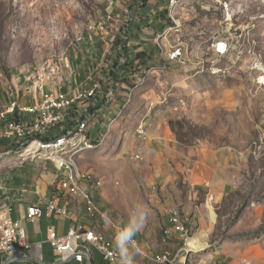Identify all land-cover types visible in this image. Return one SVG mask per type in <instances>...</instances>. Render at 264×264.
Returning <instances> with one entry per match:
<instances>
[{
	"label": "rangeland",
	"instance_id": "obj_1",
	"mask_svg": "<svg viewBox=\"0 0 264 264\" xmlns=\"http://www.w3.org/2000/svg\"><path fill=\"white\" fill-rule=\"evenodd\" d=\"M134 1L0 0V114L14 100L35 103L44 85L82 91L98 84L108 101L93 128L96 147L80 164L94 175L89 188L103 187L127 224L137 202L147 205V222L135 238L148 258L139 254L149 264H158L153 258L166 249L181 255L180 264H264V0H182L181 32L168 31L159 43L169 50L179 42L186 62L163 69L151 61L149 74L139 63L138 73H122L112 89L116 42L126 34ZM150 3L133 18L139 32H149L146 25L154 26L147 19L167 10L168 4ZM165 17L160 31L172 23L168 11ZM217 34L233 36L235 50L219 55ZM157 39L153 34V44ZM169 136L179 152H204L188 162L201 157L210 162L202 170L228 181L221 199L207 182L195 186L185 177L186 159L179 152L170 157L159 143ZM25 156L4 154L0 162H29ZM176 206L182 234L164 245L168 212ZM204 233V249L189 248L190 239Z\"/></svg>",
	"mask_w": 264,
	"mask_h": 264
},
{
	"label": "crops",
	"instance_id": "obj_2",
	"mask_svg": "<svg viewBox=\"0 0 264 264\" xmlns=\"http://www.w3.org/2000/svg\"><path fill=\"white\" fill-rule=\"evenodd\" d=\"M161 1H164L163 4H168L169 0ZM183 2L189 3L192 2V0H184ZM160 11L161 10H159V12ZM140 13L141 11L136 10V7H134L131 17L134 18ZM161 14H157L155 16H160ZM147 20H149V23L151 22L152 26L154 27L149 29L151 26L146 25L150 33L145 31L147 29L139 32L140 39H137L139 44L137 51L151 53V51H154L155 49L153 44V34L160 30L159 24L163 23V20H154L152 19V16ZM98 133V130L92 129V134L95 141L99 136ZM168 138L169 139H166L163 142L160 141L159 143L162 147L166 148V151L168 154H170V157H174V154L179 152L176 146L177 144L175 143V140L172 136H169ZM5 140L7 141L5 145L0 143V160L3 159L1 154L8 148V145L10 144L9 140ZM179 153V157L186 159L187 163L188 160L191 159L190 155H202L204 152L191 150L188 152V154L182 150ZM205 154H207V152H205ZM208 154L211 155V153ZM201 159V157H197L193 163H190V161L187 163L185 168V177L189 179L195 186H199L207 182L210 184L211 193H214V198L221 199L225 193V188L228 186V181L221 175L214 176L213 172H205L204 169L202 170L201 168L203 166L201 164H204L205 167H207L209 166L210 162L202 163ZM44 162H21V164H17V162H15L14 166L12 164V160L4 159L0 162V208L3 206H11L13 208L12 217L23 224L27 232L28 240L31 243V248L25 252V255H29L37 260V262L14 261L10 264H89L86 256L84 261L80 262L76 259V256H70L69 258L65 259L62 255H60L49 241L50 229H55L59 235H66L70 228L76 227L78 225H84L86 228L101 229L102 231H105L110 237L114 238V240L115 231L110 226L105 225L103 222L93 219L90 214L87 213L88 211L86 210L85 202L72 193V191L68 190L66 185L57 180L58 172L51 163H47L46 161ZM40 166L42 169H38ZM4 169L5 171H2ZM92 192L100 207L110 212L112 216L122 220L124 226L127 225L126 218H124L123 215L118 214L116 209L110 205L112 203L110 198L105 196L103 187L101 189H93ZM54 199H58L60 204L67 205L70 215L62 217L45 215L37 221H32L29 218L28 209L31 206L38 205L46 211L48 202ZM167 221L168 222L165 224V227L170 223L169 218ZM178 235L180 234H174V236ZM150 240L153 241V238ZM88 247L92 255V264H111L109 261L104 259L99 251L91 246ZM163 251L164 250L161 252ZM4 256L5 254L0 253V264H3ZM145 258L148 257L145 256ZM145 258L142 254H136V264H149L150 262H147Z\"/></svg>",
	"mask_w": 264,
	"mask_h": 264
},
{
	"label": "built area",
	"instance_id": "obj_3",
	"mask_svg": "<svg viewBox=\"0 0 264 264\" xmlns=\"http://www.w3.org/2000/svg\"><path fill=\"white\" fill-rule=\"evenodd\" d=\"M214 1V0H213ZM170 25H174V32L181 30L182 24H175L174 21ZM164 30L156 31L157 40L154 44L157 54L153 58V64L163 65V69L172 65H182V58L185 53H182L181 44H171V48L166 50V47L162 48V44L159 43V39L162 34H165ZM224 43L223 38L217 37L213 43L214 50L218 49L220 45ZM123 46L120 45V58L118 63L122 66V59L124 57ZM156 62V63H155ZM133 66L138 64V61H131ZM127 71L121 70L120 73H126ZM138 73V72H137ZM97 84L90 89H84L82 91H62L61 93L40 94L39 99L35 103L18 104L17 106L10 107V112L7 115H0V124L16 125L21 123V119H28L30 121L34 117H42L44 121V129L39 131L33 136H22L15 132H9L10 144L9 148L26 147L29 144H38L40 142H61L64 138H71L74 135V128L77 124H74V115L80 110H87V120L92 116L90 114V107H97L99 110L102 103H92V105H85V98L89 92L95 90ZM9 115H14V118L9 119ZM16 116V117H15ZM45 118H52V125H45ZM145 124L141 128L140 132H145ZM1 133V132H0ZM5 150V151H6ZM26 163V162H23ZM13 208L10 206L8 212L5 215H0V253L13 254L18 251L27 252L31 248V243L28 240L27 232L23 224L15 220L12 217ZM181 209L176 206V212H168L170 220L175 221V228L165 229L162 242L167 244L169 239L174 237L175 233L182 234V231L177 230V223H181ZM29 218L32 221H37L45 215L62 217V213L54 212L51 206L48 204L47 210L36 209V205L31 206L28 209ZM49 241L56 251L62 255L65 259L69 258L73 254H76V259L80 262L85 259V252L79 249L81 244H85L93 247L99 251L105 260L111 264H116L115 253L106 245L99 242L98 238H89L82 230L76 227L70 228L66 235H59L53 228L49 231ZM158 256V253H157ZM159 264H172V259H159Z\"/></svg>",
	"mask_w": 264,
	"mask_h": 264
},
{
	"label": "bare ground",
	"instance_id": "obj_4",
	"mask_svg": "<svg viewBox=\"0 0 264 264\" xmlns=\"http://www.w3.org/2000/svg\"><path fill=\"white\" fill-rule=\"evenodd\" d=\"M181 1L182 0L168 1V15L171 17L172 21H174L175 24H182L181 20L176 17ZM182 28L183 27H181V30ZM168 31H174V25H169L168 27H166L165 34H162L161 38L166 35ZM223 40L224 43L220 45L218 49H215V51L219 55H227L228 53L235 50V45L233 44V36H227L226 38H223ZM182 53H185L183 47ZM127 60L128 59L124 55L122 64L126 63ZM185 62L186 59L184 56L182 58V63ZM153 69L154 68L153 66H151V62H149L146 65V70L144 73L149 74ZM50 92L61 93V89L45 88V85L42 86V94H50ZM103 98L104 97H102L100 86L97 84V88L89 92L87 98H85V105H92V103H102ZM127 99V102H129V97ZM18 104H20L19 100H14L0 115H7L8 112H10V107L17 106ZM104 108V105L100 106L99 110H97V107H90V114H92V116L88 120L87 110H80L76 115H74V124H77V126L74 128V135L71 138H64L59 143L40 142L38 144H29L26 147L9 148L7 151L3 152L1 156H3L4 154L26 152V156L24 159L29 162L36 161L37 159H44L47 163L50 162L58 172L57 180L66 185L67 188L72 191V193H74L76 196H78V198L82 199L85 202V207L88 211L87 213H89L90 216L96 221L103 222L105 225L110 226L116 233L121 227H123V225L114 220L109 212L104 210L97 203L92 190L89 188L90 184L95 182L94 175L90 171L84 169L80 164V156L87 150L94 149L96 147L95 140L93 139L92 129L100 122L104 112ZM45 125H52V118H45ZM143 126V124L140 126V130ZM42 129H44V121L42 117H34L30 121H28V119H21V123H17L16 125H5L2 132L0 133V138L8 139L9 132H15L22 136H33ZM48 204L51 206L54 212H60L62 213V216L70 215L68 206L60 204L58 199H54L48 202ZM208 207L211 210V215L214 219L215 212L210 204L208 205ZM9 208L10 206L1 207L0 215H5V212H8ZM36 209L43 208L36 205ZM171 221H173V224L175 225V221ZM77 228L82 230L89 238H98L99 242H101L102 244H106L115 253V240L114 238L110 237L105 231H102L98 228H86L84 225H78ZM173 228H175V226H166V229ZM177 229H181L180 223H177ZM205 234L206 233L198 235V237L196 238L190 239L188 243L189 248L195 250H203L206 246L204 243ZM134 239L137 247L140 250L139 252L144 255H148L145 254L144 251L141 252L142 249L140 248L137 239ZM153 259L158 264L159 259H172V264H180L181 255L177 254L176 256H173L172 253L166 249L163 252L158 253V256L156 254ZM181 264L183 263L181 262ZM185 264H188V260L185 262Z\"/></svg>",
	"mask_w": 264,
	"mask_h": 264
},
{
	"label": "trees",
	"instance_id": "obj_5",
	"mask_svg": "<svg viewBox=\"0 0 264 264\" xmlns=\"http://www.w3.org/2000/svg\"><path fill=\"white\" fill-rule=\"evenodd\" d=\"M160 3H164V1H159ZM134 5H136V10H144L147 9L150 5V0H135L134 1ZM134 5L132 7H134ZM164 13H162L161 11V15L160 16H155L156 19H166L165 17V13L167 14V11L168 10H162ZM142 17L141 14H137L136 17L134 18H137V17ZM134 19L131 18V20L129 21V24L127 25V31H126V34L125 35H121V38L120 40H117V47L120 48V45L123 46V52H124V55L125 57L128 59L126 63L122 64V66L119 65L118 61L115 62V64H113L111 70H110V76L112 78V81H114L113 85L111 86L112 89L115 88V84L117 82L116 79H119V80H122L120 77L121 73L120 71L121 70H124V71H127L126 73L131 75H135L138 70H137V67H139V63L140 65H147L149 62L153 61V56H154V53H155V49L154 51L152 50L151 53H147L145 51H142V52H139L137 51V48L139 47L138 45V42H137V39H140V34H139V31L141 29V27L136 28L137 26H134L135 24V21H133ZM138 61V64H135V67L133 66V63H131V61ZM123 81V80H122ZM121 81V82H122ZM131 81V80H130ZM130 81L129 80H125L126 84L131 86L130 84ZM109 83V82H108ZM107 101H108V98L107 96H104V98L102 99V104L104 106H106L107 104ZM16 117V116H15ZM9 119H12L14 118V115H9L8 116ZM179 124V122H177ZM6 124H4L5 126ZM177 125L174 121H170V126L172 128V130L178 134V138L180 140H183V138H181V136L179 135V131L176 129V126ZM3 126V127H4ZM2 127V128H3ZM2 128L0 127V132L2 131ZM0 143L2 144H6L7 141L5 140V138H0ZM7 151V150H6ZM5 152V151H4ZM43 161V160H41Z\"/></svg>",
	"mask_w": 264,
	"mask_h": 264
},
{
	"label": "clouds",
	"instance_id": "obj_6",
	"mask_svg": "<svg viewBox=\"0 0 264 264\" xmlns=\"http://www.w3.org/2000/svg\"><path fill=\"white\" fill-rule=\"evenodd\" d=\"M147 219V205L142 202H137L134 214L128 224L121 227L115 233L116 264H136L135 255L139 254L140 250L134 238L142 231Z\"/></svg>",
	"mask_w": 264,
	"mask_h": 264
},
{
	"label": "water",
	"instance_id": "obj_7",
	"mask_svg": "<svg viewBox=\"0 0 264 264\" xmlns=\"http://www.w3.org/2000/svg\"><path fill=\"white\" fill-rule=\"evenodd\" d=\"M79 249H81L85 252V256H86L89 264H92V255H91V251H90L89 247L85 244H81L79 246ZM77 253H78V251L75 254H73L71 257H75ZM3 261H4L3 264H10L14 261L37 262V260H35L31 256L25 255V252H23V251H18V252H15L13 254H5Z\"/></svg>",
	"mask_w": 264,
	"mask_h": 264
}]
</instances>
